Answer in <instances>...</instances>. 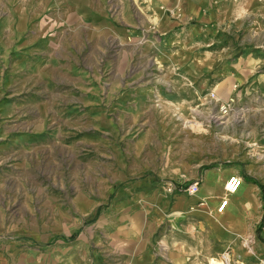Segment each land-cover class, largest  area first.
Instances as JSON below:
<instances>
[{
  "label": "rangeland",
  "instance_id": "1",
  "mask_svg": "<svg viewBox=\"0 0 264 264\" xmlns=\"http://www.w3.org/2000/svg\"><path fill=\"white\" fill-rule=\"evenodd\" d=\"M207 169L264 186V0H0V264H89L129 198ZM247 241L192 257L264 264Z\"/></svg>",
  "mask_w": 264,
  "mask_h": 264
},
{
  "label": "crops",
  "instance_id": "2",
  "mask_svg": "<svg viewBox=\"0 0 264 264\" xmlns=\"http://www.w3.org/2000/svg\"><path fill=\"white\" fill-rule=\"evenodd\" d=\"M208 170L198 180L199 188L194 195L175 190L169 197L143 192L129 198L126 208L117 217V225L107 233L108 244L103 257L98 255L89 264H196L192 257V240L195 239L204 240V243L212 239L222 249L246 253L244 244L256 235L260 244H254L255 247L264 246L261 230L255 226V213L260 205L258 187L245 182L253 186L251 206H245L244 198L238 205L230 203L224 182L233 174L226 173L222 183L225 196L220 197L210 190L212 183ZM171 182L185 186L191 181ZM223 199H227V203L219 210ZM252 205L256 207L250 210ZM211 210L224 215L221 219L214 215L209 217ZM164 225L166 228H162Z\"/></svg>",
  "mask_w": 264,
  "mask_h": 264
},
{
  "label": "built area",
  "instance_id": "3",
  "mask_svg": "<svg viewBox=\"0 0 264 264\" xmlns=\"http://www.w3.org/2000/svg\"><path fill=\"white\" fill-rule=\"evenodd\" d=\"M242 182H243V178L241 176L233 174L225 180L224 190L226 191L227 194L235 193L238 190V188L241 186ZM164 187H165V191L168 193H172L175 190H182L187 192L188 194H194L197 192L199 188V181L198 180L191 181L185 186L177 185L173 182H165ZM226 203H227V199H223L221 205L219 206V210H222L223 207L226 205Z\"/></svg>",
  "mask_w": 264,
  "mask_h": 264
},
{
  "label": "trees",
  "instance_id": "4",
  "mask_svg": "<svg viewBox=\"0 0 264 264\" xmlns=\"http://www.w3.org/2000/svg\"><path fill=\"white\" fill-rule=\"evenodd\" d=\"M244 180H246L247 182H251V183L255 184L257 187H259V188L261 189L263 195H264V186H263V185L259 184L257 181L251 179L250 177H246V176H244ZM99 210H100V209H99V207H98L97 210L95 211V216L98 215ZM75 236H76V233H75V234H72L68 239H72V238H74Z\"/></svg>",
  "mask_w": 264,
  "mask_h": 264
},
{
  "label": "bare ground",
  "instance_id": "5",
  "mask_svg": "<svg viewBox=\"0 0 264 264\" xmlns=\"http://www.w3.org/2000/svg\"><path fill=\"white\" fill-rule=\"evenodd\" d=\"M242 185V184H241ZM195 194V193H194ZM210 264H223L221 262L211 261Z\"/></svg>",
  "mask_w": 264,
  "mask_h": 264
}]
</instances>
